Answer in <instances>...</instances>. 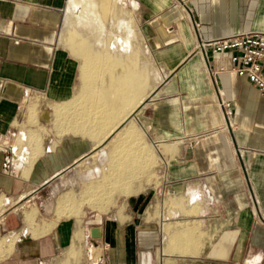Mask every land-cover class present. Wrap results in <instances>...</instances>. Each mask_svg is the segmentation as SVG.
<instances>
[{
	"label": "crops",
	"instance_id": "crops-1",
	"mask_svg": "<svg viewBox=\"0 0 264 264\" xmlns=\"http://www.w3.org/2000/svg\"><path fill=\"white\" fill-rule=\"evenodd\" d=\"M132 2L140 51L83 64L60 38L66 0H0V264L80 247L96 264H264V94L201 45L264 31V0ZM73 101L105 125L57 126ZM82 191L113 202L71 203Z\"/></svg>",
	"mask_w": 264,
	"mask_h": 264
},
{
	"label": "bare ground",
	"instance_id": "bare-ground-1",
	"mask_svg": "<svg viewBox=\"0 0 264 264\" xmlns=\"http://www.w3.org/2000/svg\"><path fill=\"white\" fill-rule=\"evenodd\" d=\"M131 7L130 10L124 9L118 0H68L66 21L70 24L72 22L81 25L89 24L88 34L98 45L101 46L106 42V47L110 51H121L133 56L132 53L137 52L139 46L133 25L134 2L131 3ZM85 47H82L81 51L87 48ZM97 59L91 61L97 63ZM131 61L134 62L133 59H127L126 64H131ZM108 62V59H105L103 64L107 65ZM54 114L57 126L70 128H75L78 123L81 125L83 122L84 126L102 127L109 116L108 110L104 108L91 106L83 110L82 106L75 101L69 105L58 106Z\"/></svg>",
	"mask_w": 264,
	"mask_h": 264
},
{
	"label": "rangeland",
	"instance_id": "rangeland-1",
	"mask_svg": "<svg viewBox=\"0 0 264 264\" xmlns=\"http://www.w3.org/2000/svg\"><path fill=\"white\" fill-rule=\"evenodd\" d=\"M120 5L124 8V9H131V3L130 0H118ZM67 7H68V0H66V6H65V10L63 13V16L61 17V23H60V28H59V34H60V38L62 40V42L64 44H66L69 48H71L73 50L74 53L78 54L79 56H81L83 58V54L81 52V48L82 47H87V49L89 48L90 52L92 53H102V51H100L99 49L102 48V50H104L103 48H106L105 50H107L108 48L106 47V42L103 43L101 46L98 45L95 40L88 34V30L90 28V25H81V24H77L76 22H72L71 24L68 23L66 21V11H67ZM133 10V16H134V29H135V33L137 36V30H138V14L136 12L135 9ZM105 29H107V27L105 26ZM68 36V37H67ZM138 42V51H140V44L139 41ZM83 45V46H82ZM80 46H82L80 48ZM85 47V48H86ZM118 53H122V54H126L123 53L121 51H116ZM134 52V53H137ZM128 56V54H126ZM134 55V54H133ZM131 56V55H130ZM90 57H92L90 55ZM97 57V55H96ZM102 57V56H101ZM108 57V56H107ZM105 57V58H107ZM111 57H114V53L111 54ZM85 63L84 58H83V64ZM99 75V77L97 79H94L93 85L96 86L98 88V92L99 94H104L106 95V87H107V79L106 76L101 74H97V76ZM89 99V97L86 95V93L82 96L81 99V103H86L87 100ZM70 104V103H69ZM104 185V189L102 188ZM122 186V185H120ZM120 186L118 184H102L100 186V189L102 188V193H106L108 191H112V190H118L120 188ZM122 188V187H121ZM80 198L78 197L75 200H72L71 203H78L81 205H96L99 207H107L109 202H113V200L111 199H107V198H102V197H98V196H93V198L95 197V199L93 198H89L87 197V193L86 192H80ZM86 196V197H85ZM85 197V198H84ZM117 201H122V200H117ZM88 247H84V248H76V250H78V252L75 254V256H64L61 259H58L56 262H53L52 264H96L91 257L92 256H96L97 255V251H94V254L92 253H88L87 252ZM89 250H91V247L89 246ZM103 252H101L100 254L102 255Z\"/></svg>",
	"mask_w": 264,
	"mask_h": 264
},
{
	"label": "built area",
	"instance_id": "built-area-1",
	"mask_svg": "<svg viewBox=\"0 0 264 264\" xmlns=\"http://www.w3.org/2000/svg\"><path fill=\"white\" fill-rule=\"evenodd\" d=\"M213 52L231 51L232 71L245 76L260 93L264 94V31H245L224 37L205 40L201 43ZM224 116L231 115L230 102L221 100Z\"/></svg>",
	"mask_w": 264,
	"mask_h": 264
},
{
	"label": "water",
	"instance_id": "water-1",
	"mask_svg": "<svg viewBox=\"0 0 264 264\" xmlns=\"http://www.w3.org/2000/svg\"><path fill=\"white\" fill-rule=\"evenodd\" d=\"M90 237L94 239H99L102 236V227L99 225H94L90 228Z\"/></svg>",
	"mask_w": 264,
	"mask_h": 264
}]
</instances>
